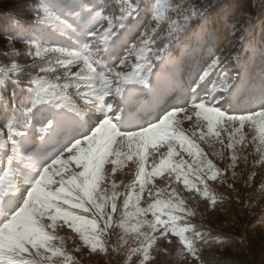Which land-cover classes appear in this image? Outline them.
<instances>
[{
	"label": "snow or ice",
	"instance_id": "1",
	"mask_svg": "<svg viewBox=\"0 0 264 264\" xmlns=\"http://www.w3.org/2000/svg\"><path fill=\"white\" fill-rule=\"evenodd\" d=\"M214 6L223 7L214 0L175 5L163 0H39L31 8L32 20L7 18L3 55L10 62L0 64V264H52L64 254L51 243L57 237L48 230L58 219L78 232L91 251L107 254L101 237L111 226L119 193L115 183L110 195L101 188L106 163L115 173L139 155L137 201L149 178L164 172L176 173L177 180L183 176L189 190L206 196L207 181L221 171L183 133L184 120L195 118L198 128L206 127L201 139L219 138L218 128L228 133L230 167L236 166L246 127L257 133L253 140L261 150L264 39L251 37V17L241 11L231 25L238 39L217 51L220 20L212 15ZM16 42L25 46L30 63L17 62L21 50ZM228 61H234V70L221 71ZM213 74L218 83L205 91ZM242 101L255 107H237ZM163 144L167 154L148 172L151 150ZM173 144L201 158L198 168H188L203 189L190 184L181 164L173 163ZM129 199L131 194L125 209ZM77 209L94 210V218L87 220ZM148 212L153 219L137 221L138 245L130 253H142L149 261L158 241L171 245L175 239L181 254L201 260L198 241L205 236L186 222L195 213L183 200L155 199L148 208H138L137 215ZM45 218L51 223H43ZM98 219L104 220L103 227Z\"/></svg>",
	"mask_w": 264,
	"mask_h": 264
},
{
	"label": "rangeland",
	"instance_id": "2",
	"mask_svg": "<svg viewBox=\"0 0 264 264\" xmlns=\"http://www.w3.org/2000/svg\"><path fill=\"white\" fill-rule=\"evenodd\" d=\"M163 2L166 3L164 0ZM75 70L77 68L74 66L73 71ZM120 70L127 71L128 69ZM221 70L224 71V69ZM217 82L218 80L213 82L209 80L205 91L210 90L211 83L213 85ZM81 106L83 107L82 104ZM236 106L239 107L238 104ZM250 107L254 106L250 105ZM180 127L183 133L206 154V158L221 171V175L216 180L207 181V195L205 196L203 191L198 193L195 190H189V186L184 184L183 176L177 180L176 173L164 172L149 178L145 193L140 194V199L137 201L136 196L140 193V183L137 180L140 167L139 155H134L131 160H125L115 173L112 172L111 163H106L104 165L106 182L102 183L101 188L106 189L110 195L112 184L115 183L116 191L119 193L116 199V212L112 214L111 226L101 237L108 248L107 254L99 250L91 251L90 246L84 244L78 232L58 219L55 228L48 230L57 237L51 243L60 248L64 254L54 257L52 264H201V261L203 264L204 262L210 264L214 262L216 260L214 256L220 250L210 248L199 250L201 260L198 261L187 254H181L175 239L171 245L166 240L158 241L151 250L152 259L149 261L143 259L142 253H130V249L138 245L137 221L153 219L151 212L145 216H138L137 210L148 208L155 199L167 201L169 198L173 200L178 198L183 200L184 207L195 213V215L186 216V222L194 224L196 229L205 236L204 240H208L209 237L213 239L219 233L232 235L240 229L246 230L250 235L264 238V145H261V150L257 151L258 142L253 140V136L257 133L252 128L244 129L246 140L244 144L237 145L235 154L238 159L233 168L230 167L233 163L231 160L233 152L226 147L228 135L226 131L218 128L217 130L221 133L219 138L213 135L201 139L200 133L202 130L206 131V127L198 128L195 125V118L193 121L184 120ZM221 139L224 141L223 144L220 143ZM172 148L173 163L181 164V170L187 173L190 184L195 183L203 189V185L199 184L197 174L191 170L200 166L197 161L201 158H194L179 144H173ZM123 150L127 151L126 147ZM167 152V144L151 150L145 166L146 170L151 172ZM1 154L0 152V156ZM188 165H191V169ZM149 192L151 195L148 194ZM129 194H131V199L128 200V207L125 209L124 202ZM213 199H215L214 205ZM11 202L9 200L5 207ZM74 211L85 216L87 220L94 218V210L83 212L77 209ZM106 211L110 212V207ZM43 223L47 225L51 221L45 218ZM97 223L103 227L104 220L98 219ZM141 230L147 231L146 226ZM42 264H48V262L43 261Z\"/></svg>",
	"mask_w": 264,
	"mask_h": 264
},
{
	"label": "trees",
	"instance_id": "3",
	"mask_svg": "<svg viewBox=\"0 0 264 264\" xmlns=\"http://www.w3.org/2000/svg\"><path fill=\"white\" fill-rule=\"evenodd\" d=\"M164 1L172 5L181 2V0ZM191 2L206 3L207 0H191ZM38 3L39 0H0V64L10 62L9 57L3 55L6 50V40L2 30L9 24L7 18L11 16L17 17L21 21L32 20L33 13L31 8L38 5ZM214 3L223 5V7L214 6L212 10L213 17L220 20L217 51L220 48H227L234 39H238V36L233 37L231 25L241 11L247 12L251 17V37H254L257 42L264 39V0H214ZM162 27L166 31V25H162ZM163 34L162 32L161 35ZM15 46L21 50L20 55L16 58L17 62L21 64L30 63L31 61L26 59L24 55L25 46L23 43L16 42ZM234 67V61H228L222 69L226 72H231ZM213 75L210 81H217V76ZM25 79H27V75H25ZM212 87L211 83L209 88L212 89ZM250 105L255 107L253 103L245 101L238 104L240 108H249ZM0 152L2 153V151ZM213 239L218 242L216 243ZM213 239L209 237L208 240L198 241V249L200 251L205 248L220 250L214 256L216 260L210 264H264V238L262 237L250 235L246 230L240 229L232 235L219 233ZM204 263L207 264V262Z\"/></svg>",
	"mask_w": 264,
	"mask_h": 264
}]
</instances>
